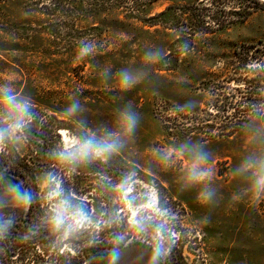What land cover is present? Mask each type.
Returning <instances> with one entry per match:
<instances>
[{"label": "rangeland", "instance_id": "1", "mask_svg": "<svg viewBox=\"0 0 264 264\" xmlns=\"http://www.w3.org/2000/svg\"><path fill=\"white\" fill-rule=\"evenodd\" d=\"M249 1L223 29L193 18L209 0L0 1V264H264V0ZM89 140L115 147L81 156Z\"/></svg>", "mask_w": 264, "mask_h": 264}, {"label": "trees", "instance_id": "2", "mask_svg": "<svg viewBox=\"0 0 264 264\" xmlns=\"http://www.w3.org/2000/svg\"><path fill=\"white\" fill-rule=\"evenodd\" d=\"M0 1H4V0H0ZM150 1L152 2V0ZM197 1L203 2L204 0H197ZM210 1H212L213 5L216 8L215 11H213V13L211 14L212 16L205 14V13H201L198 15L194 14L193 18H195V20H198L201 23H205L206 19L208 18L213 19V22L216 23V25L218 26V29L226 28L230 24L234 23L235 21L232 18L234 14H240L246 17L250 15L251 9L254 8L253 6H251L252 2L249 0H247V2H243L241 0H209V2ZM255 5H259V4L257 3ZM204 10H206V8H204ZM248 53H251V51H249ZM239 55H242V54H239ZM21 177H22V180H24L23 182L24 193L28 195L29 212L31 213V211L32 212L34 211V204L37 198V191L28 182L25 181L24 176H21ZM23 184L21 185L23 186ZM25 208H26V202L21 207V209H25ZM7 225L11 226L10 224H7ZM13 225H15L18 229V226L20 225V223L18 222V220H15ZM125 245H126V238L117 237L115 239H111L108 241L105 240L103 243H100L92 248H94V251L103 250V249L110 250V249H121L125 247Z\"/></svg>", "mask_w": 264, "mask_h": 264}, {"label": "clouds", "instance_id": "3", "mask_svg": "<svg viewBox=\"0 0 264 264\" xmlns=\"http://www.w3.org/2000/svg\"><path fill=\"white\" fill-rule=\"evenodd\" d=\"M121 79L119 81L120 85L122 88H129L132 86V84L135 83V80L129 76L128 73H122L121 74ZM3 102H8V103H11L12 102V98L11 97H4V100L3 101H0V103H3ZM78 107L77 104H73L69 109H68V112L71 114V113H74L76 108ZM22 115L20 117V119L17 121V123H15L14 125L11 126V131L15 132V131H18L20 130L22 127H23V113L26 112V106L22 107L20 109ZM125 120L127 121V130L129 132H131L135 126V121L132 119L131 116H127L125 115ZM4 139V134L3 133H0V142H2ZM115 147L114 144H109L108 142H103V143H96L95 141L93 140H89L87 141L86 143L82 144L80 146V155L81 156H86L88 154H94L96 155L97 157H100V156H103L106 152H109L111 150H113ZM70 155H74V154H68V153H60L59 154V158L61 160H68V162H71V159H70ZM261 182L258 181V185L260 184Z\"/></svg>", "mask_w": 264, "mask_h": 264}, {"label": "crops", "instance_id": "4", "mask_svg": "<svg viewBox=\"0 0 264 264\" xmlns=\"http://www.w3.org/2000/svg\"><path fill=\"white\" fill-rule=\"evenodd\" d=\"M152 251H154V250H152ZM161 261H162V259H161ZM139 262H140V261H139ZM139 262H138V261H135L136 264H138ZM135 263H134V264H135ZM140 263H141V262H140ZM162 263H163V262H162Z\"/></svg>", "mask_w": 264, "mask_h": 264}]
</instances>
